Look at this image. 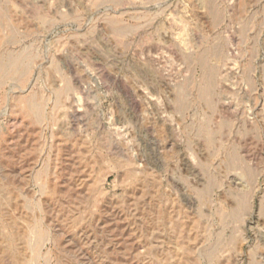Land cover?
Returning a JSON list of instances; mask_svg holds the SVG:
<instances>
[{
	"label": "rangeland",
	"instance_id": "rangeland-1",
	"mask_svg": "<svg viewBox=\"0 0 264 264\" xmlns=\"http://www.w3.org/2000/svg\"><path fill=\"white\" fill-rule=\"evenodd\" d=\"M0 264H264V0H0Z\"/></svg>",
	"mask_w": 264,
	"mask_h": 264
}]
</instances>
